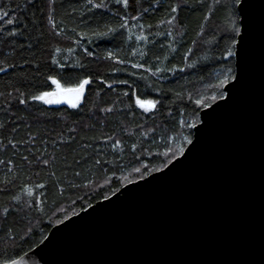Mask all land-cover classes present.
<instances>
[{
    "label": "trees",
    "instance_id": "16d2710c",
    "mask_svg": "<svg viewBox=\"0 0 264 264\" xmlns=\"http://www.w3.org/2000/svg\"><path fill=\"white\" fill-rule=\"evenodd\" d=\"M101 3L0 0V15L9 12L0 19V264L35 247L53 225L167 165L191 140L188 125L199 121L203 104L223 96L215 85L228 68L229 81L234 75V56L223 55L235 48L237 0L93 7ZM49 75L66 85L91 80L77 108L31 99L54 88L45 83ZM137 99L155 107L146 112Z\"/></svg>",
    "mask_w": 264,
    "mask_h": 264
},
{
    "label": "water",
    "instance_id": "95a60500",
    "mask_svg": "<svg viewBox=\"0 0 264 264\" xmlns=\"http://www.w3.org/2000/svg\"><path fill=\"white\" fill-rule=\"evenodd\" d=\"M236 9L237 78L183 154L53 225L16 264H264V0Z\"/></svg>",
    "mask_w": 264,
    "mask_h": 264
},
{
    "label": "snow or ice",
    "instance_id": "6c2138e0",
    "mask_svg": "<svg viewBox=\"0 0 264 264\" xmlns=\"http://www.w3.org/2000/svg\"><path fill=\"white\" fill-rule=\"evenodd\" d=\"M89 2H91V0H89ZM237 2H239V0H237ZM103 3V0H102ZM102 3L100 5H93V7H101ZM117 3H122L125 6L128 3V0H117ZM177 11L176 7H172L171 8V12L175 13ZM9 16V12L8 11H4L2 13V15H0V19H4L6 17ZM7 24L11 25L14 23V21L12 19H8ZM121 27H123V25H121ZM109 32L114 31V29L109 28L108 29ZM10 36H15L16 33L15 32H10L9 33ZM95 35L97 36H103V35H107L106 32H97L95 33ZM236 35H240L239 29L236 30ZM232 45L236 44L235 40L231 41ZM239 54L235 51L232 50L231 47H228L225 50V53L223 55V58L225 60H227L229 57L232 56H238ZM53 63L56 64L57 61L55 59H53ZM60 68L65 67L64 65H58ZM133 67H137V65H133ZM188 67H194V65H188ZM184 69H180V71H183ZM5 69L3 67H0V72H4ZM157 71H159V69H157ZM232 74V69L228 68L227 71L224 74L223 79L219 80V83L217 85H215V87L217 88H223L225 85H227L229 83V75ZM233 79H236L237 77L235 75L232 76ZM50 85L54 86V88H50L49 90H42L39 91L38 94H33L31 96V99L34 101H39L45 105H59V104H67L70 108H77V106L80 104L81 99L83 98L84 94H85V89L86 86L89 85L91 83V80L89 78H84V79H80L78 82L74 83V84H62L60 80H58L55 76H51L49 75L46 80L45 83H49ZM121 83H127V81H121ZM221 99H223V96L221 95L220 97ZM213 100L216 99L215 96L212 97ZM20 104H24L25 100L21 99L19 101ZM197 106H201L202 101L201 100H196L195 101ZM137 104L143 108L146 112L151 110L152 108L155 107V104L151 101H137ZM204 107H207V104H203ZM189 127H195L194 124H190L188 125ZM187 143H191V141H187ZM177 151H179L181 154H183V148L180 147L177 149ZM165 155H167V153H165ZM170 162V161H169ZM167 166V165H165ZM134 171H136L137 173L140 172L139 168L134 169ZM108 197H105V199H107ZM5 264H16L15 260H10V261H5Z\"/></svg>",
    "mask_w": 264,
    "mask_h": 264
},
{
    "label": "rangeland",
    "instance_id": "374dc122",
    "mask_svg": "<svg viewBox=\"0 0 264 264\" xmlns=\"http://www.w3.org/2000/svg\"><path fill=\"white\" fill-rule=\"evenodd\" d=\"M137 101H145V102H146V101H149V100H138V99H137L135 103H136V105H137L139 108H141V107L137 104ZM151 102H153V101H151ZM153 103H154V102H153ZM141 109H143V108H141ZM143 110H144V109H143ZM149 111H150V110H149ZM185 147H186V146H185ZM183 150H184V149H183ZM180 154H181V153H180ZM180 154H179V155H180ZM179 155H178V156H179ZM176 157H177V156H176ZM172 160H173V159H172Z\"/></svg>",
    "mask_w": 264,
    "mask_h": 264
}]
</instances>
